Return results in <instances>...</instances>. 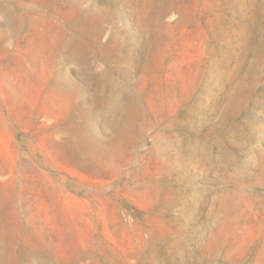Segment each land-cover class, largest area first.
I'll return each mask as SVG.
<instances>
[{"label":"rangeland","instance_id":"rangeland-1","mask_svg":"<svg viewBox=\"0 0 264 264\" xmlns=\"http://www.w3.org/2000/svg\"><path fill=\"white\" fill-rule=\"evenodd\" d=\"M0 264H264V0H0Z\"/></svg>","mask_w":264,"mask_h":264}]
</instances>
